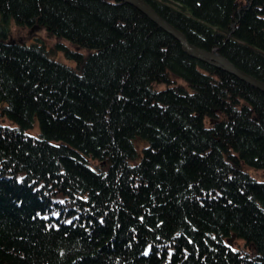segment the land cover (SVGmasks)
<instances>
[{
  "label": "trees",
  "instance_id": "obj_1",
  "mask_svg": "<svg viewBox=\"0 0 264 264\" xmlns=\"http://www.w3.org/2000/svg\"><path fill=\"white\" fill-rule=\"evenodd\" d=\"M143 1L264 83V0ZM0 264H264V92L126 2L0 0Z\"/></svg>",
  "mask_w": 264,
  "mask_h": 264
},
{
  "label": "water",
  "instance_id": "obj_2",
  "mask_svg": "<svg viewBox=\"0 0 264 264\" xmlns=\"http://www.w3.org/2000/svg\"><path fill=\"white\" fill-rule=\"evenodd\" d=\"M113 1H123L136 7L149 19L155 22L159 27H161L167 33L172 35L180 43L183 51L188 55L200 61H203L209 65L222 69L236 76L240 80L247 82L248 84L264 92V83L236 69L228 60H226L224 57L219 55L217 51H205L190 44L179 31H177L173 26H171L166 21H164L145 1L143 0H113Z\"/></svg>",
  "mask_w": 264,
  "mask_h": 264
},
{
  "label": "rangeland",
  "instance_id": "obj_3",
  "mask_svg": "<svg viewBox=\"0 0 264 264\" xmlns=\"http://www.w3.org/2000/svg\"><path fill=\"white\" fill-rule=\"evenodd\" d=\"M40 32H41V34H42V35H40V36H43V37H44V33H45L44 30L42 29V30H40ZM24 34H26L24 31H19V32H18V31L16 30V31L13 32L12 36H13L14 39H18V37H20L21 35H24ZM45 38H46V37H45ZM52 41H53V40H51V39H49V38H48V39H47V38L45 39V42H46L47 44H50ZM35 128L38 129L36 125H35ZM36 133H37V132H35V134H36ZM234 246H236V247H240V246H241V243H239V244L234 243Z\"/></svg>",
  "mask_w": 264,
  "mask_h": 264
}]
</instances>
